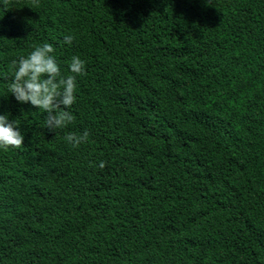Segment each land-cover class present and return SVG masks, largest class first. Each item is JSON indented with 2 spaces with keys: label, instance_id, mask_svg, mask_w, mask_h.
<instances>
[{
  "label": "trees",
  "instance_id": "obj_1",
  "mask_svg": "<svg viewBox=\"0 0 264 264\" xmlns=\"http://www.w3.org/2000/svg\"><path fill=\"white\" fill-rule=\"evenodd\" d=\"M0 25V264H264V0H0ZM44 42L86 61L56 131L7 88Z\"/></svg>",
  "mask_w": 264,
  "mask_h": 264
},
{
  "label": "clouds",
  "instance_id": "obj_2",
  "mask_svg": "<svg viewBox=\"0 0 264 264\" xmlns=\"http://www.w3.org/2000/svg\"><path fill=\"white\" fill-rule=\"evenodd\" d=\"M10 0H3L6 8ZM2 28V25H0ZM75 37L68 33L63 36L62 44L71 45ZM55 48L44 42L34 45L26 56L21 55L10 64L11 81L8 92L21 104L30 103L34 108L46 113L44 126L50 131L65 129L75 121L70 110L76 102L77 77L86 75V61L78 55L71 56L67 62L68 74L62 75L55 58ZM90 133L84 130L67 132L64 141L72 148L89 143ZM24 136L14 120L0 114V150L19 149L23 146ZM100 168L105 166L101 161Z\"/></svg>",
  "mask_w": 264,
  "mask_h": 264
}]
</instances>
